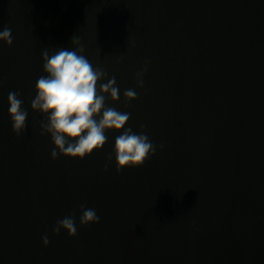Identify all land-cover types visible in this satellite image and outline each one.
Returning a JSON list of instances; mask_svg holds the SVG:
<instances>
[{"label":"water","instance_id":"water-1","mask_svg":"<svg viewBox=\"0 0 264 264\" xmlns=\"http://www.w3.org/2000/svg\"><path fill=\"white\" fill-rule=\"evenodd\" d=\"M5 27L0 264H264V0H0ZM59 48L115 76L110 106L156 145L142 167L108 163L119 133L82 161L51 159L30 105L42 53ZM10 92L28 111L19 137ZM82 204L98 224L79 226ZM69 214L77 235L53 234Z\"/></svg>","mask_w":264,"mask_h":264},{"label":"clouds","instance_id":"clouds-1","mask_svg":"<svg viewBox=\"0 0 264 264\" xmlns=\"http://www.w3.org/2000/svg\"><path fill=\"white\" fill-rule=\"evenodd\" d=\"M74 40V38H73ZM0 41L11 46V30L5 27L0 31ZM82 49L59 48L53 53H42L43 72L35 85V96L31 109L45 118L40 124V135H48L53 144L51 159L59 156L84 160L101 151L108 141V133H119L112 144V153L108 163L115 158L116 171L142 167L146 161L156 155V145L144 132H136L126 127L131 117L130 112L118 110L109 104L120 100V89L116 78L108 77L106 71L94 66ZM147 61L145 64L147 65ZM147 67L137 73V88H143V76ZM106 81V82H105ZM126 102L138 99L136 90L123 92ZM8 114L12 131L20 136L26 131L28 111L19 92L8 94ZM144 127V126H141ZM163 145H160L163 150ZM108 164L105 165V171ZM79 226L98 224L100 218L95 208L81 205L79 208ZM69 237L77 235L74 214L58 220L53 227V234L61 231ZM42 243L46 247L50 241L45 234Z\"/></svg>","mask_w":264,"mask_h":264}]
</instances>
